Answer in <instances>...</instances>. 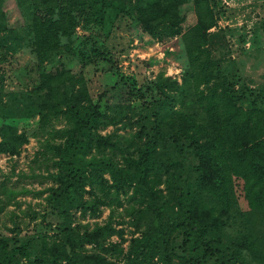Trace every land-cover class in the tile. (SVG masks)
Returning <instances> with one entry per match:
<instances>
[{
    "label": "trees",
    "instance_id": "trees-1",
    "mask_svg": "<svg viewBox=\"0 0 264 264\" xmlns=\"http://www.w3.org/2000/svg\"><path fill=\"white\" fill-rule=\"evenodd\" d=\"M184 1L30 0L29 18L18 7L22 23L7 26L0 0V41L27 44L38 66L69 48L76 26L109 29L120 15L151 37L172 35ZM191 1L179 80L158 72L135 87L119 77L124 87L111 86L126 102L122 94L109 102L107 89L91 97L82 72L63 63L20 89L5 88L0 71V153L17 154L39 136L33 160L53 167L44 175L53 184L42 189L0 184V211L18 193L46 191L51 217L50 233L0 234V264H264V87H250L212 56L217 1ZM86 37L87 48L76 51L81 63L108 60ZM117 122L127 133L100 131ZM103 206L102 222L76 221V212L96 216ZM124 222L128 237L117 227Z\"/></svg>",
    "mask_w": 264,
    "mask_h": 264
},
{
    "label": "rangeland",
    "instance_id": "rangeland-1",
    "mask_svg": "<svg viewBox=\"0 0 264 264\" xmlns=\"http://www.w3.org/2000/svg\"><path fill=\"white\" fill-rule=\"evenodd\" d=\"M216 1L218 18L216 23L208 28L209 31L217 33L213 38L212 56L221 57V66L237 74L250 87H264V0ZM20 3L19 6L16 0H1L7 26L22 23L23 17L18 7L23 10L25 20L29 18L30 0H20ZM178 12L181 16L178 32L159 37H151L141 32L140 28L131 25L126 15L118 16L113 22L114 26L109 29L95 24L83 29L78 25L71 35L69 48L60 47L53 51L47 61L38 66L27 44L21 43L7 48L4 41H0V50H4L5 56L0 59V71L4 73L3 85L5 88H23L36 81L38 70L63 63L74 73L82 72L91 97L94 98L103 89H107L109 102L120 101L121 94L126 102L129 100H126V93L122 89L114 92L115 88L111 86L119 82L124 87L119 77L135 87L158 72L179 80L181 69L187 65L181 32L195 19L192 1L185 0L178 6ZM86 36L97 39L98 44L106 48L108 60L97 58L92 62L81 63L76 51L87 48L89 40ZM61 41L65 42V39L62 38ZM129 97L132 99L131 103L136 105L138 99L133 95ZM134 117L133 115L132 118ZM35 119L36 116L27 121L33 125ZM14 122L18 127L24 124L22 119H15ZM62 123V120L53 121L56 126ZM128 129L130 127H124L121 122H117L105 126L100 131L127 133ZM38 137L29 135L17 154L0 153V184L32 190L53 184L50 178L44 176L46 167L47 170L53 169L50 162L43 163L40 156L39 159L33 160ZM45 194L46 191L38 195L31 192L16 194L0 211V234H16L23 237L37 231L50 233L51 225L46 223V219L50 221L51 217L45 211ZM0 196L3 197L2 194ZM125 204L126 201L123 202V205ZM107 213L108 207L103 206L96 216H80L76 212L75 219L80 223L92 225L94 221L102 222ZM127 217L125 215L124 219ZM120 225L123 227V236L128 237L132 226L124 222L117 224V227ZM110 239L117 240L118 237L113 234ZM125 244L126 241L122 242L123 246ZM85 246L91 249L89 244Z\"/></svg>",
    "mask_w": 264,
    "mask_h": 264
}]
</instances>
